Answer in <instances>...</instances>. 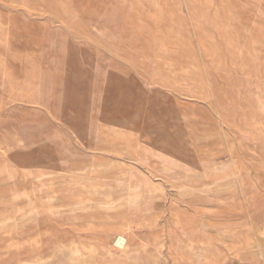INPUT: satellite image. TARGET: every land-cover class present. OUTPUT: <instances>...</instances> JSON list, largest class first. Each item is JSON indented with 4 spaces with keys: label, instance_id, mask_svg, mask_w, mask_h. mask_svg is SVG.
I'll list each match as a JSON object with an SVG mask.
<instances>
[{
    "label": "rangeland",
    "instance_id": "rangeland-1",
    "mask_svg": "<svg viewBox=\"0 0 264 264\" xmlns=\"http://www.w3.org/2000/svg\"><path fill=\"white\" fill-rule=\"evenodd\" d=\"M0 161V264H264V0H0Z\"/></svg>",
    "mask_w": 264,
    "mask_h": 264
},
{
    "label": "bare ground",
    "instance_id": "bare-ground-1",
    "mask_svg": "<svg viewBox=\"0 0 264 264\" xmlns=\"http://www.w3.org/2000/svg\"><path fill=\"white\" fill-rule=\"evenodd\" d=\"M68 27V26H67ZM41 30H42V28H41ZM65 30V29H64ZM66 31V30H65ZM75 34H77V33H75ZM112 34V33H111ZM8 35V34H7ZM116 35V34H115ZM80 36V35H79ZM82 36V35H81ZM121 41V40H120ZM128 47V46H127ZM130 49V48H129ZM128 49V50H129ZM111 51V50H110ZM130 55V54H129ZM4 57V56H3ZM127 58V57H126ZM167 59V58H166ZM131 60V59H130ZM145 60V59H144ZM162 60H165V58H163ZM157 61V60H156ZM153 62H155V61H153ZM160 65H162V64H160ZM164 65V64H163ZM174 69V68H173ZM177 70V69H176ZM175 70V71H176ZM167 72V71H166ZM144 73V72H143ZM169 73V72H168ZM146 74V73H145ZM161 74V73H160ZM166 74V73H165ZM173 75V74H172ZM185 76V75H184ZM174 77V76H173ZM4 78V77H3ZM177 78V77H176ZM153 80V79H152ZM175 81V80H174ZM189 81V80H188ZM156 82V81H155ZM218 83V82H217ZM175 84V83H174ZM187 84V83H186ZM121 85H122V83H121ZM178 85V84H177ZM183 86V85H182ZM220 88V87H219ZM36 90V89H35ZM216 91V90H215ZM123 94V93H122ZM214 94H215V92H214ZM103 95V94H102ZM202 95V94H201ZM217 95V94H216ZM241 95V94H240ZM217 97H219L218 95H217ZM216 97V98H217ZM221 97V96H220ZM218 100V99H217ZM222 100H223V98H222ZM219 101V100H218ZM184 102V101H183ZM222 102L223 101H221V104H222ZM190 103V102H189ZM226 103V102H225ZM220 104V105H221ZM248 104V103H247ZM192 106H194V105H192ZM223 106V105H222ZM202 107V106H201ZM203 109H204V107H203ZM202 109V110H203ZM215 109V108H214ZM247 109V108H246ZM254 109V108H253ZM207 110V109H206ZM185 111V110H184ZM213 111V110H212ZM209 112V111H208ZM193 113V112H192ZM206 113V112H205ZM218 113V112H217ZM215 114V113H214ZM222 114V113H221ZM217 116V115H216ZM191 117V116H190ZM211 117V116H210ZM209 118V117H208ZM214 120V119H213ZM208 121V120H207ZM215 121V120H214ZM142 128V127H141ZM218 129V128H217ZM129 130V129H128ZM142 130V129H141ZM145 130V129H144ZM221 131V130H220ZM147 132V131H146ZM214 132V131H213ZM220 134V133H219ZM142 135V134H141ZM151 136V135H150ZM222 137V136H221ZM54 138V137H53ZM64 140V139H63ZM144 140V139H143ZM53 141V140H52ZM68 141V140H67ZM77 141V140H76ZM79 141V140H78ZM140 141V140H139ZM215 141V140H214ZM20 142V141H19ZM56 143V142H55ZM58 143V142H57ZM79 143V142H78ZM222 143V142H221ZM80 144V143H79ZM210 144V143H209ZM100 145V144H99ZM119 145V144H118ZM82 146V145H81ZM123 146V145H122ZM218 146V145H217ZM216 146V147H217ZM67 147V146H66ZM65 147V148H66ZM108 147V146H107ZM223 147V146H222ZM104 148V147H103ZM7 149V148H6ZM71 149V148H70ZM96 149V148H95ZM104 149H106V148H104ZM124 149V148H123ZM72 150V149H71ZM111 150V149H110ZM107 151V150H106ZM72 154V153H71ZM129 154V153H128ZM72 155H74V154H72ZM6 158V157H5ZM225 159V158H224ZM131 160V159H130ZM88 161V160H87ZM137 161V160H136ZM1 162V161H0ZM8 162V161H7ZM81 162V161H80ZM158 163V162H157ZM105 165V164H104ZM160 165V164H159ZM62 166V165H61ZM8 167V166H7ZM155 167V166H154ZM161 167V166H160ZM218 167V166H217ZM220 168V167H219ZM19 169V168H18ZM46 169V168H45ZM51 170V169H50ZM20 171V170H19ZM48 171V170H47ZM66 172V171H65ZM150 172V171H149ZM69 174H70V172H69ZM45 175V174H44ZM163 175V174H162ZM40 176V175H39ZM56 176V175H55ZM81 176V175H80ZM57 177V176H56ZM92 177V176H91ZM126 180V179H125ZM114 181V180H113ZM108 183V182H107ZM44 184V183H43ZM42 184V185H43ZM83 184V183H82ZM53 185V184H52ZM68 185V184H67ZM91 185V184H90ZM129 185V184H128ZM105 187V186H104ZM99 188H101V187H99ZM124 189V188H123ZM104 190V189H103ZM102 190V191H103ZM46 191H48V190H46ZM197 191V190H196ZM49 192V191H48ZM44 193V192H43ZM47 193V192H46ZM52 193H54V191L52 192ZM51 194V193H50ZM51 196V195H50ZM103 196V195H102ZM171 196V195H170ZM63 197V196H62ZM104 197V196H103ZM129 197V196H128ZM66 198V197H65ZM69 198V197H68ZM145 198V197H144ZM68 200H70V199H68ZM200 200V199H199ZM201 200H203V199H201ZM59 201V200H58ZM55 202V201H54ZM77 203V202H76ZM128 205V204H127ZM56 209V208H55ZM181 212V211H180ZM178 214V213H177ZM155 216V215H154ZM56 217V216H55ZM181 217V216H180ZM54 218V217H53ZM189 218V217H188ZM190 219V218H189ZM57 220V219H56ZM100 220L101 219H98V221H97V226L98 227H102L104 224H100ZM173 220V219H172ZM176 220V219H175ZM190 220H192V219H190ZM22 221V220H21ZM53 221V220H52ZM54 222V221H53ZM141 222V221H140ZM185 222V221H184ZM51 223V222H50ZM147 223V222H146ZM55 224H57V223H55ZM92 224V223H91ZM189 224V223H188ZM90 225V224H89ZM94 227V226H93ZM92 227V228H93ZM168 227V226H167ZM173 227V226H172ZM55 228V227H54ZM66 228V227H65ZM56 229V228H55ZM54 229V230H55ZM166 229V228H165ZM53 232V231H52ZM166 233H167V231H166ZM194 233V232H193ZM177 235V234H176ZM181 238V237H180ZM191 238V237H190ZM197 238V237H196ZM125 239L123 238V236L122 237H119V239L117 240V244H122V242L124 241ZM185 241V240H184ZM62 242V241H61ZM128 242V241H127ZM64 250V249H63ZM209 256V255H208ZM211 256V255H210Z\"/></svg>",
    "mask_w": 264,
    "mask_h": 264
}]
</instances>
